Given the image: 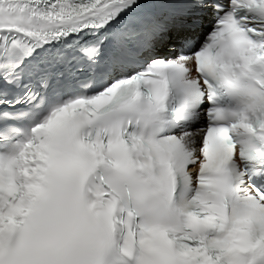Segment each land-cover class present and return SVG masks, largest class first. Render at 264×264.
<instances>
[{
    "label": "snow or ice",
    "instance_id": "obj_1",
    "mask_svg": "<svg viewBox=\"0 0 264 264\" xmlns=\"http://www.w3.org/2000/svg\"><path fill=\"white\" fill-rule=\"evenodd\" d=\"M138 96L152 136L99 122ZM69 140L85 179L138 158L192 194L159 229L99 195L125 240L162 238L166 264H264V0H0V264H59L68 221L40 189Z\"/></svg>",
    "mask_w": 264,
    "mask_h": 264
},
{
    "label": "clouds",
    "instance_id": "obj_2",
    "mask_svg": "<svg viewBox=\"0 0 264 264\" xmlns=\"http://www.w3.org/2000/svg\"><path fill=\"white\" fill-rule=\"evenodd\" d=\"M99 122L109 127L135 126L145 136L154 133L149 102L141 96L100 117ZM85 166L75 142L67 141L50 159L40 189L68 221L70 240L60 254L59 264H166L165 241L159 237L135 241L122 238L109 219L98 214L99 195L111 199L114 215L120 213L146 228L159 229L182 226L192 194L184 200L166 195L159 166L141 164L138 158L99 161L87 179L82 175Z\"/></svg>",
    "mask_w": 264,
    "mask_h": 264
}]
</instances>
